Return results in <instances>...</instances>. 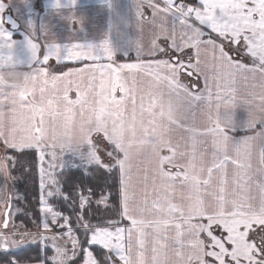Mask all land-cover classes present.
Wrapping results in <instances>:
<instances>
[{
  "label": "snow or ice",
  "instance_id": "obj_1",
  "mask_svg": "<svg viewBox=\"0 0 264 264\" xmlns=\"http://www.w3.org/2000/svg\"><path fill=\"white\" fill-rule=\"evenodd\" d=\"M145 5L159 31L147 50L136 45L135 62L120 63L108 39L100 45L29 39L28 62L45 76L50 73L51 83L66 86V119L79 102L69 91L76 85L77 97L82 96L77 80L90 73L98 77L99 87L92 114L111 123L127 105L138 106L151 118L146 135L156 122L168 124L167 154L163 150L154 165L148 155L133 160L105 129L95 136L87 157L57 163L36 136L53 107L51 91L41 89L38 99L20 93L24 104L7 136L0 103L5 153L35 151L40 174V215L31 221L36 231L23 221L15 223L11 197L3 203L0 251L6 255L35 245L40 250L37 264H264V0H140L137 17L145 18ZM54 6L58 9L60 0ZM4 13L0 0V41L9 50L0 51V61L16 56ZM51 60L55 63L49 64ZM72 62L83 67L55 71ZM184 74L202 77L203 89L190 91L181 80ZM175 99L182 102L181 116L165 117L160 104ZM240 105L248 114L242 126H261L255 135H229L240 126L235 118ZM77 161L82 168L118 171V193L110 190L114 181L99 185V193L77 188L67 194L59 174ZM9 178V172H0L5 188ZM54 199L68 206L57 207ZM49 245L54 250L50 258ZM32 259L9 258L2 264H31Z\"/></svg>",
  "mask_w": 264,
  "mask_h": 264
},
{
  "label": "crops",
  "instance_id": "obj_2",
  "mask_svg": "<svg viewBox=\"0 0 264 264\" xmlns=\"http://www.w3.org/2000/svg\"><path fill=\"white\" fill-rule=\"evenodd\" d=\"M139 2L140 0H77L73 6L71 0H60L61 6L57 9L54 6L55 0H4L5 17L9 14L19 23V27L13 30L6 23V31L11 33V40L16 42L15 59L0 61V83L4 85L0 89L2 93L0 103L4 105L5 136L12 131L15 112L24 104L20 93L29 92L33 98L38 99L41 89L47 88L54 98L53 107L46 124L36 134L39 143L46 149L68 151L91 148L92 138L107 129L110 139L117 142L131 159L148 155L154 165L156 157L165 149L169 136V126L165 121L156 122L151 135H146L145 129L149 127L151 118L138 106L127 105V110L111 123L100 113L93 115L91 109L95 107V102L99 98V87L98 77L90 73L77 80L78 86L83 90L82 96L77 97L76 85L69 91L71 99L79 102L73 103L70 118L66 119L62 114L66 86L59 82L51 83L50 73L45 76L38 65L28 62L31 59L27 45L29 39L41 44L54 41L60 45L72 43L100 45L108 39L114 56L120 63L135 62L136 45L147 50L159 31V22L151 19V9L147 5L144 8L145 18L137 17L136 5ZM5 43L0 41V51L8 52ZM158 43L163 47L164 38L161 37ZM186 51L189 56L192 55V50ZM157 58L167 57L158 55ZM54 63V60L49 62ZM60 67L62 70L56 71L57 73L66 71L68 67H83V64L72 62ZM181 80L193 92L204 87L203 78L197 75L184 74ZM172 102L179 107V112L175 116L165 115L161 107L163 103L160 104L159 110L165 117L178 118L183 112L182 102L179 99ZM247 116L246 106L240 105L235 109V118L240 126L236 131H230V136L240 138L255 135L260 131L259 124L255 129H246L242 126ZM162 125L168 129V134L163 137L157 134V128ZM208 140L210 142L211 137H208ZM137 143L144 145L139 152L134 151ZM163 154L166 155L167 151L164 150ZM31 264H37V261Z\"/></svg>",
  "mask_w": 264,
  "mask_h": 264
},
{
  "label": "trees",
  "instance_id": "obj_3",
  "mask_svg": "<svg viewBox=\"0 0 264 264\" xmlns=\"http://www.w3.org/2000/svg\"><path fill=\"white\" fill-rule=\"evenodd\" d=\"M60 69H62V67L56 68L55 71ZM8 153L16 158L15 162L9 161V168L11 175L14 177V186L20 194L19 203L24 211L20 217H18V221H23L28 227H32L31 221L40 215V175L37 153L31 150L20 153L11 149ZM59 179L62 189L69 195H72L77 188L84 190L92 188L99 193L100 188L98 186L103 185L105 182L111 185L115 181L116 186L110 189L114 195L118 193L119 188L118 171L105 172L96 165L89 166L86 170L78 167L64 169V171L59 174ZM52 202L57 204V207H60L61 203H64V206H68V202L57 201L55 199ZM39 251L40 250L35 245L25 246L24 249L10 250L8 255L0 251V264L9 258L28 259L31 257L33 258L31 262H35L37 261L35 258L38 257ZM48 254L49 249L47 250V256ZM48 264H51L50 260Z\"/></svg>",
  "mask_w": 264,
  "mask_h": 264
},
{
  "label": "rangeland",
  "instance_id": "obj_4",
  "mask_svg": "<svg viewBox=\"0 0 264 264\" xmlns=\"http://www.w3.org/2000/svg\"><path fill=\"white\" fill-rule=\"evenodd\" d=\"M59 67H57V68H59ZM60 70H62V69H60ZM56 71H58V70H56ZM92 139L94 140L95 136ZM2 144L3 143L0 141V170H1V172H4L5 174H7L9 172L10 178L7 181L6 188L4 187L3 180L1 179L0 189H2V190H0V226H2L3 219H4L3 212L5 211V209L3 207V203L7 202L9 197H11V208L9 210L11 211L12 218L15 220L16 224L20 223V221H18V217H20L22 212H24L22 206L19 203L20 194L14 186V177L11 175V172H10V168H9L10 167V165H9L10 160L6 159L7 156L12 157V155L8 153L10 149L8 150L7 153H5V151L2 147ZM47 150L49 152L53 153L55 155L56 162L60 163L61 161H64V160H70V159L80 158V157H87L88 153L92 150V147L91 148L86 147L84 149L79 148V149L68 150V151L67 150H62V151L57 150L56 151L54 149H52V150L47 149ZM101 155H102V158L104 159V162L107 163L108 160H107L105 154L102 153ZM11 161H13V160H11ZM76 163H77L76 165H73L72 167H69L66 169L76 168V167L82 168V167H79L78 161ZM38 167H39V161H38ZM87 168H82V169L86 170ZM58 172H59V170H58ZM50 179L52 181H55L56 177L52 176V177H50ZM17 210H19V211H17ZM29 228L32 231H36V229L33 226L29 227ZM0 230H3L2 227H0ZM61 243H63V242H61ZM48 249H49L48 257L50 258L54 254V250L51 248L50 245H49ZM13 250H16V249H13Z\"/></svg>",
  "mask_w": 264,
  "mask_h": 264
},
{
  "label": "clouds",
  "instance_id": "obj_5",
  "mask_svg": "<svg viewBox=\"0 0 264 264\" xmlns=\"http://www.w3.org/2000/svg\"><path fill=\"white\" fill-rule=\"evenodd\" d=\"M161 107L166 116H175L179 112V107L175 102L169 103L167 100H165ZM157 134L162 137L166 136L168 134L167 127L163 125L159 126L157 128ZM143 147V144L137 143L134 146V151L139 152L143 149Z\"/></svg>",
  "mask_w": 264,
  "mask_h": 264
},
{
  "label": "water",
  "instance_id": "obj_6",
  "mask_svg": "<svg viewBox=\"0 0 264 264\" xmlns=\"http://www.w3.org/2000/svg\"><path fill=\"white\" fill-rule=\"evenodd\" d=\"M6 23H8L12 30L17 29L19 27V23L9 14L6 15L5 17Z\"/></svg>",
  "mask_w": 264,
  "mask_h": 264
}]
</instances>
